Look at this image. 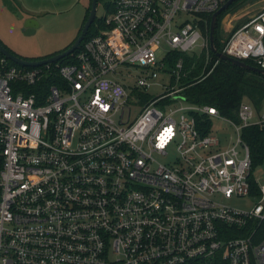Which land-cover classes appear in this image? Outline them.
Returning <instances> with one entry per match:
<instances>
[{
	"label": "built area",
	"instance_id": "1",
	"mask_svg": "<svg viewBox=\"0 0 264 264\" xmlns=\"http://www.w3.org/2000/svg\"><path fill=\"white\" fill-rule=\"evenodd\" d=\"M112 1L72 61L0 52V264H264V182L240 136L264 106L241 101L235 122L183 96L165 109L179 88L149 93L160 74L178 79L172 51L207 49L201 14L227 0ZM263 37L264 6L221 52L264 69ZM198 115L226 118L235 140L220 146Z\"/></svg>",
	"mask_w": 264,
	"mask_h": 264
},
{
	"label": "trees",
	"instance_id": "2",
	"mask_svg": "<svg viewBox=\"0 0 264 264\" xmlns=\"http://www.w3.org/2000/svg\"><path fill=\"white\" fill-rule=\"evenodd\" d=\"M246 1L247 0H233L218 14L213 32V43L217 51H222L224 40L227 38H224L223 34L221 33V20L223 16L228 12L234 11ZM100 2L104 6L103 14L95 16L79 46L72 53L58 59L57 62L63 63L72 61L74 59L75 53L80 49L83 43L91 36L98 34L100 29L105 27V17L112 13L114 9L113 1L98 0V4ZM89 8L90 4L86 8V13L78 33L80 32L81 27L87 17ZM201 15L202 18L199 20V26L202 34L205 36V38H207L208 47L207 49L203 48L201 51L191 54L172 51L167 59L170 67H174L178 58L183 60V66L179 71L178 79L175 78V74L171 75L169 86L173 87L176 85L177 88H179V93L185 98L186 101L196 104L215 106L222 116L230 118L235 122H239L237 110L240 102L243 99L249 100L257 111H260L264 106V73L255 69L245 68L243 66L234 64L227 59H222L217 56L211 50L208 40L211 14L205 13ZM243 22H245V20H243ZM243 22L239 21L232 28L231 32L238 28ZM73 40L64 48L69 46ZM0 43L3 44L2 41H0ZM6 48L16 55L30 60L47 57L64 49L62 48L45 55L28 57L21 56L8 47ZM243 61L246 64L258 67V64L251 58L243 59ZM9 62L11 64H15V62L11 60H9ZM196 119L198 126L200 128L202 127L201 130L203 133H206L210 130L211 121L206 115H198ZM240 136L249 147V155L253 171L257 165L264 161V122L242 127ZM254 192H256V186L254 187ZM192 264L229 263L224 259L213 258L207 261H195Z\"/></svg>",
	"mask_w": 264,
	"mask_h": 264
},
{
	"label": "rangeland",
	"instance_id": "3",
	"mask_svg": "<svg viewBox=\"0 0 264 264\" xmlns=\"http://www.w3.org/2000/svg\"><path fill=\"white\" fill-rule=\"evenodd\" d=\"M89 4L90 0H0V41L21 56H40L60 50L76 37ZM263 6L264 0H247L234 11L226 13L221 20V33L224 38L239 21H246ZM103 11L104 6L100 2L96 16L103 14ZM30 16H35L39 25L33 33L25 34L22 25ZM133 74L134 71L131 70V75ZM167 80L166 75L160 74L156 78V84L149 88V93L156 96L164 91L165 87L166 91L177 88L176 85L170 87ZM161 82L163 85H160ZM173 95L176 99L164 106L165 109L185 104L179 92ZM135 113L136 109L133 108L131 117ZM210 119V132L219 137L222 144L220 146L225 147L229 140H235V128L226 118ZM253 173L259 176L261 183L264 182V161L253 169ZM224 201L244 208L250 207L253 202L249 196H232Z\"/></svg>",
	"mask_w": 264,
	"mask_h": 264
},
{
	"label": "water",
	"instance_id": "4",
	"mask_svg": "<svg viewBox=\"0 0 264 264\" xmlns=\"http://www.w3.org/2000/svg\"><path fill=\"white\" fill-rule=\"evenodd\" d=\"M232 1L233 0H227L216 11H214L211 15L209 35H208L210 48L217 56H219L222 59H227V60L233 62L234 64L243 66V67L248 68V69H255L259 72L264 73L263 68H259V67H255V66L246 64V63H244L243 60L232 57V56L227 55L223 52H219L214 47L213 32H214V27H215V23H216V18L218 16V14L223 9H225ZM97 4H98V0H91L90 1V8H89L87 17H86V19H85V21L81 27L80 32L75 37L73 42L61 51H58V52H56L50 56H47V57L39 58L36 60H30V59H26V58H23V57H20V56L14 54L13 52L9 51L3 44L0 43V52L3 53L6 57H8L10 60H12L16 63H19V64H23V65H39L42 63L57 61L58 59L72 53L79 46V44L83 40V37L85 36L86 32L88 31L89 26L91 25V23L93 22V20L96 16ZM38 25H39V23H38L37 19L30 16V17L26 18L25 21L23 22L22 31L25 34H31L35 31V29Z\"/></svg>",
	"mask_w": 264,
	"mask_h": 264
},
{
	"label": "crops",
	"instance_id": "5",
	"mask_svg": "<svg viewBox=\"0 0 264 264\" xmlns=\"http://www.w3.org/2000/svg\"><path fill=\"white\" fill-rule=\"evenodd\" d=\"M32 17H34V18H35V16H32ZM55 51H56V50H55ZM200 51H201V50H200ZM197 52H199V51H197ZM243 100H247V99H243ZM243 100H242V101H243Z\"/></svg>",
	"mask_w": 264,
	"mask_h": 264
},
{
	"label": "flooded vegetation",
	"instance_id": "6",
	"mask_svg": "<svg viewBox=\"0 0 264 264\" xmlns=\"http://www.w3.org/2000/svg\"><path fill=\"white\" fill-rule=\"evenodd\" d=\"M4 44V43H3ZM5 45V44H4ZM6 46V45H5ZM7 47V46H6ZM9 48V47H8ZM10 49V48H9ZM12 50V49H11Z\"/></svg>",
	"mask_w": 264,
	"mask_h": 264
}]
</instances>
